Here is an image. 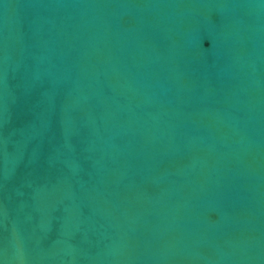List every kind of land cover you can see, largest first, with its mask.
<instances>
[{
  "label": "water",
  "instance_id": "1",
  "mask_svg": "<svg viewBox=\"0 0 264 264\" xmlns=\"http://www.w3.org/2000/svg\"><path fill=\"white\" fill-rule=\"evenodd\" d=\"M0 264H264V0H0Z\"/></svg>",
  "mask_w": 264,
  "mask_h": 264
}]
</instances>
